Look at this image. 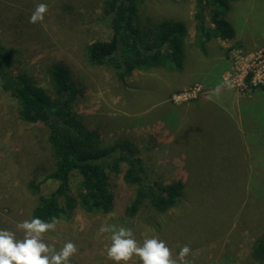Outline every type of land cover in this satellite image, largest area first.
<instances>
[{
    "label": "rangeland",
    "instance_id": "374dc122",
    "mask_svg": "<svg viewBox=\"0 0 264 264\" xmlns=\"http://www.w3.org/2000/svg\"><path fill=\"white\" fill-rule=\"evenodd\" d=\"M104 2L0 0V48L10 72L25 74L53 96L49 68L66 67L79 90L73 110L102 144L131 142L149 183L180 181L185 191L165 213L145 201L129 217L124 209L137 187L122 179L121 163L119 174H109L112 211L77 208L59 219L44 242L56 251L74 243L78 251L69 264H116L107 258L111 233L101 231L114 225L131 228L139 246L150 238L164 241L177 264L184 245L191 249L189 264H257L250 252L264 236V89H254L262 82L252 78L264 69V0L231 3L225 20L232 36L212 39L204 50L196 45L194 0H142L137 18L143 25L163 20L184 25L182 69L134 70L122 81L113 66L87 60L89 44L111 37ZM40 3L48 6L44 21L31 24ZM260 80L264 83V70ZM18 109L0 79V229L22 239L17 223L30 220L38 197L55 183L43 182L37 194L28 189L30 181L42 182L54 159L48 128L22 121ZM77 181L71 178L73 195ZM128 264L142 261L134 256Z\"/></svg>",
    "mask_w": 264,
    "mask_h": 264
},
{
    "label": "trees",
    "instance_id": "16d2710c",
    "mask_svg": "<svg viewBox=\"0 0 264 264\" xmlns=\"http://www.w3.org/2000/svg\"><path fill=\"white\" fill-rule=\"evenodd\" d=\"M236 1L239 0H194L196 45L200 49L204 50V45L212 39L226 40L232 36L225 16L230 4ZM141 2L105 0L104 11L111 18V37L86 47L90 63L113 66L121 81L134 70L182 69L184 25L170 20L143 25L137 18ZM10 64L6 50L0 48L2 89L17 101L22 121L41 123L48 128L47 143L54 159L53 169L45 174L42 182L34 180L27 184L28 189L37 194L43 182L52 180L55 183L53 191L38 197L30 219L39 217L50 222L52 217L61 219L77 208L93 214L111 212L113 197L109 174H119L121 163L126 165L122 179L137 187L133 200L124 209L125 215L136 216L145 201L159 213L175 207L183 196L185 184L180 181L165 186L149 183L142 160L129 141L103 145L100 135L87 128L73 110L79 90L66 67L55 64L49 68L53 92L50 96L44 89L33 86L25 74L13 75ZM255 88L263 90L264 85ZM72 177L78 178L75 195L71 189ZM250 257L255 263L264 264V236L255 239Z\"/></svg>",
    "mask_w": 264,
    "mask_h": 264
},
{
    "label": "clouds",
    "instance_id": "9594fccd",
    "mask_svg": "<svg viewBox=\"0 0 264 264\" xmlns=\"http://www.w3.org/2000/svg\"><path fill=\"white\" fill-rule=\"evenodd\" d=\"M48 6L45 3L36 5L29 22L40 24L44 21ZM221 86H217L215 93L219 94ZM211 98V97H209ZM60 220L52 217L46 222L39 217L18 222L17 230L22 231L23 238L17 239L16 233L0 229V264H69L70 258L78 251L72 242H67L56 251L55 245L44 242V235L55 231ZM102 232L111 233V246L107 248V258L119 264L123 261L128 264L134 256L138 257L142 264H177L172 258L170 249L165 242L157 238L146 239L139 246L134 239L131 228L120 227L118 230L114 225L102 226ZM191 252L188 245H184L179 254L180 264H189L185 259Z\"/></svg>",
    "mask_w": 264,
    "mask_h": 264
},
{
    "label": "built area",
    "instance_id": "2783aa9c",
    "mask_svg": "<svg viewBox=\"0 0 264 264\" xmlns=\"http://www.w3.org/2000/svg\"><path fill=\"white\" fill-rule=\"evenodd\" d=\"M264 69H262V72H263ZM262 72L261 71H254V76L252 79H258L259 82H262V83H258L257 85H263V81L260 80V77L262 75Z\"/></svg>",
    "mask_w": 264,
    "mask_h": 264
},
{
    "label": "crops",
    "instance_id": "0c3cea01",
    "mask_svg": "<svg viewBox=\"0 0 264 264\" xmlns=\"http://www.w3.org/2000/svg\"><path fill=\"white\" fill-rule=\"evenodd\" d=\"M90 129V128H89Z\"/></svg>",
    "mask_w": 264,
    "mask_h": 264
}]
</instances>
